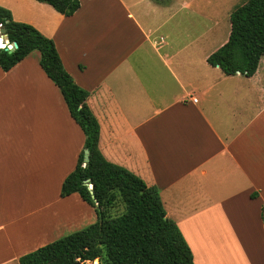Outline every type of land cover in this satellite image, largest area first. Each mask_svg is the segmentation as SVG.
<instances>
[{
	"label": "crops",
	"instance_id": "obj_1",
	"mask_svg": "<svg viewBox=\"0 0 264 264\" xmlns=\"http://www.w3.org/2000/svg\"><path fill=\"white\" fill-rule=\"evenodd\" d=\"M79 1L71 17L36 0L0 6L55 42L90 94L101 153L157 187L195 264H264L261 61L252 77L211 66L229 32L209 47L191 0ZM40 58L0 67V264L98 220L79 194L61 196L85 135Z\"/></svg>",
	"mask_w": 264,
	"mask_h": 264
},
{
	"label": "trees",
	"instance_id": "obj_2",
	"mask_svg": "<svg viewBox=\"0 0 264 264\" xmlns=\"http://www.w3.org/2000/svg\"><path fill=\"white\" fill-rule=\"evenodd\" d=\"M36 1L65 17L81 7L79 0ZM229 22L228 40L207 61L227 76L252 77L264 58V0H245L230 13ZM0 25L6 30L4 38L18 44L11 52L0 37L4 43L0 47L1 69L8 72L38 51L41 68L60 89L71 117L82 129L85 144L75 170L62 185L61 196L79 194L98 216L94 224L24 255L19 263L75 264L80 260L96 264L99 260L100 264H195L183 234L167 217L157 187L107 161L101 153L100 126L88 104L90 94L65 70L55 42L34 26L15 21L11 11L2 6Z\"/></svg>",
	"mask_w": 264,
	"mask_h": 264
},
{
	"label": "rangeland",
	"instance_id": "obj_3",
	"mask_svg": "<svg viewBox=\"0 0 264 264\" xmlns=\"http://www.w3.org/2000/svg\"><path fill=\"white\" fill-rule=\"evenodd\" d=\"M243 1L191 0V11L195 13V18L190 21V28L195 29L198 36L205 37L209 47L219 46L221 42L226 40L229 32L230 12ZM260 68L264 70V58L261 59ZM118 211H122L121 205ZM70 234L72 233L68 235ZM96 261V264H100L99 260ZM86 264H93V262H87Z\"/></svg>",
	"mask_w": 264,
	"mask_h": 264
},
{
	"label": "water",
	"instance_id": "obj_4",
	"mask_svg": "<svg viewBox=\"0 0 264 264\" xmlns=\"http://www.w3.org/2000/svg\"><path fill=\"white\" fill-rule=\"evenodd\" d=\"M5 32H6L5 29L0 28V33H1L2 35L5 34ZM17 48H18V44H17V43H14V44H13V48L10 49V51L13 52V51H14L15 49H17ZM88 161H89V151L86 150V151H85V162L87 163ZM86 182H87V184L89 183V181H86ZM91 193H92L93 199H95V196H94L93 192H91ZM75 264H83V263L79 260V261H77Z\"/></svg>",
	"mask_w": 264,
	"mask_h": 264
},
{
	"label": "built area",
	"instance_id": "obj_5",
	"mask_svg": "<svg viewBox=\"0 0 264 264\" xmlns=\"http://www.w3.org/2000/svg\"><path fill=\"white\" fill-rule=\"evenodd\" d=\"M0 28H2V26L0 25ZM1 34V33H0ZM1 36V38L3 39L4 38V36L1 34L0 35ZM8 42V41H7ZM7 47H8V49H12L13 48V44H10L9 42L7 43ZM194 101L196 102L197 100H195L194 99ZM89 188H90V190H92V185H89Z\"/></svg>",
	"mask_w": 264,
	"mask_h": 264
},
{
	"label": "snow or ice",
	"instance_id": "obj_6",
	"mask_svg": "<svg viewBox=\"0 0 264 264\" xmlns=\"http://www.w3.org/2000/svg\"><path fill=\"white\" fill-rule=\"evenodd\" d=\"M3 46H4L3 40L0 39V47H3Z\"/></svg>",
	"mask_w": 264,
	"mask_h": 264
}]
</instances>
